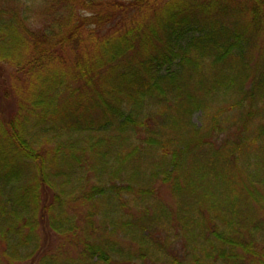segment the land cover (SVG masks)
Here are the masks:
<instances>
[{
	"label": "trees",
	"instance_id": "obj_1",
	"mask_svg": "<svg viewBox=\"0 0 264 264\" xmlns=\"http://www.w3.org/2000/svg\"><path fill=\"white\" fill-rule=\"evenodd\" d=\"M254 206L264 0H0V260L65 263L41 249L48 225L81 244L67 264L155 243L165 264H264Z\"/></svg>",
	"mask_w": 264,
	"mask_h": 264
},
{
	"label": "rangeland",
	"instance_id": "obj_2",
	"mask_svg": "<svg viewBox=\"0 0 264 264\" xmlns=\"http://www.w3.org/2000/svg\"><path fill=\"white\" fill-rule=\"evenodd\" d=\"M200 119H201V114H196L194 116V121L200 125ZM160 194V200L161 203L166 206L168 209H173V204H174V199L172 198L171 193L168 191V189H162ZM75 198V197H74ZM74 211H78L79 208L74 209L73 207L71 208ZM132 209V208H131ZM82 213L86 212V209L81 208L80 209ZM138 211V210H137ZM136 211V212H137ZM261 211V210H260ZM135 213V215L138 217V213ZM75 213L72 211V214ZM248 219L252 216V212H249L247 214ZM253 220L255 223L259 222L258 228L260 230L259 236L256 237L258 238V245L261 251H264V212H259L258 206H254V213H253ZM80 222L81 225L85 224L84 218L83 220L78 221ZM261 224V225H260ZM254 225H250L249 228L252 229ZM85 227V225L82 227V229ZM166 228V232L161 228L158 229V232H156V235L159 236L158 240L159 243L167 244L168 245V250L169 252H178L179 249L182 248L180 240L178 239V233L176 230L169 224L167 226H164ZM81 229V230H82ZM40 240H41V249H44V251L47 252V255H51V258H55V256L59 259H63V264H67L71 262V259L74 258L76 260L78 258V252H79V247H81V244H78V241H70V239L66 236L60 237L58 236L55 232L50 230L48 225H45L44 227H39L38 230ZM120 240L117 239V241L120 243V250H128L130 253L136 254V252L139 250V246L136 245V243L131 240L126 234L122 233L121 231L118 233ZM184 240V238H183ZM185 241H183L184 243ZM75 243V244H74ZM151 256L148 257L146 261L142 260H137L135 256L133 257V264H165L162 257V251L160 249V244H152L151 245ZM122 251L123 254H126L125 251ZM43 251V250H42ZM128 254V253H127ZM155 261V262H154ZM35 262V261H34ZM31 263L30 261L28 262H21V263H15V264H36V263ZM0 264H11L3 258V260H0ZM76 264H81V261Z\"/></svg>",
	"mask_w": 264,
	"mask_h": 264
}]
</instances>
